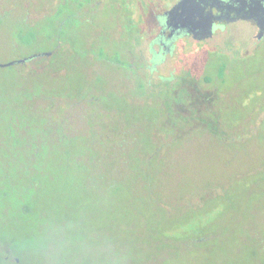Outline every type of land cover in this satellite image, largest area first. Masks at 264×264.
Masks as SVG:
<instances>
[{"label": "rangeland", "instance_id": "1", "mask_svg": "<svg viewBox=\"0 0 264 264\" xmlns=\"http://www.w3.org/2000/svg\"><path fill=\"white\" fill-rule=\"evenodd\" d=\"M101 13L109 14L108 8ZM108 14L100 17L105 30L116 24ZM241 27L229 41L222 34L208 44L189 43L187 58L197 60L213 77H219V67L224 65L223 77L227 78L221 86L216 78L209 83L193 77L186 85L192 93L174 99L177 115L185 119L182 123L192 119L191 124L201 132L183 135L188 150L177 152L165 163L166 168L144 174L137 166L146 162L134 156L121 163L114 159L113 164L122 165L120 171H102L105 164L94 162V172L87 177L74 174L68 182L55 168L31 176L36 188L29 194L40 191L38 206L47 217L40 224L37 219L45 228L40 232L33 219L12 228L22 264H264V38L252 36L251 26L248 31ZM3 29L0 64L25 56L9 47ZM125 42L121 38L113 41L121 46ZM229 42L236 46L229 49ZM44 46L36 43L29 50ZM66 57L73 62L79 56L70 53ZM82 59L83 69L75 66L53 82L47 81L46 88L39 84L49 77L46 71L26 78L19 71L22 65L0 66V155L57 153L61 147L55 145L52 131L45 132L43 127L51 119L54 94L81 93L86 87L83 75L88 61ZM112 82L103 78L100 84L110 88ZM132 94L142 100L135 87ZM154 105L137 101L134 114L128 113L129 121L133 116L132 136L147 137L158 129L160 118L152 116ZM64 107L58 104L56 109L62 112ZM210 114L217 124L206 131ZM156 135L152 143L165 139L163 132ZM150 147L147 142L149 154ZM79 153L88 156L86 148ZM22 169L11 164L2 169L0 163V182L5 179L7 192L1 206L22 201L10 188L12 178L27 173ZM166 193L175 197L166 199ZM163 238L166 244H154Z\"/></svg>", "mask_w": 264, "mask_h": 264}, {"label": "flooded vegetation", "instance_id": "2", "mask_svg": "<svg viewBox=\"0 0 264 264\" xmlns=\"http://www.w3.org/2000/svg\"><path fill=\"white\" fill-rule=\"evenodd\" d=\"M180 1L0 0V28H4L6 41L14 53L25 52V56L16 57L0 66L22 65L24 68H19V71L26 78L33 73L46 71L49 77H44V81L40 80L42 84L39 83L42 88H46L47 81L53 82L75 66L83 69L82 57L88 61L85 63L87 74L83 75L88 81L86 87L81 93L68 90L65 94H54L51 119L43 127L44 130L52 131L55 145H59L66 153L4 154L0 155L2 169L10 164L14 168L21 166L24 167L23 171L27 169L37 177L43 169L55 168L59 170L64 182H68L74 174L90 175V162L105 164L100 168L102 171H120L122 165L116 163L137 156L146 162L145 166L141 162L137 169L147 174L149 171L163 170L167 166L165 163L177 152L188 150L184 148V124L178 122L179 125L174 123L171 127L169 122L165 123V139L160 140L161 143H152L156 137L132 136L129 130L133 116L129 121L128 113L134 114L137 101L153 103L155 99L168 98L170 95L192 93L187 89V83L190 84L193 77L209 76L201 69V64L192 57H186L190 49L189 43L208 44L222 34H226L229 41L241 26L247 31L251 26L252 36L260 40L264 38V34L258 38L260 27L257 21L248 18L249 14L264 16V0H190L186 11L196 12L198 16L212 17L213 20L212 36L202 40L195 38L194 33L181 36L182 28L169 24L167 14ZM105 8H108L109 14L101 13ZM104 14L115 18L114 28L105 30L101 25L100 17ZM115 38L127 42L121 46L123 43H113ZM239 39L244 38L240 36ZM36 43L45 46L30 51ZM117 44L120 48H117ZM235 46L228 43L229 49ZM70 53L79 57L71 62L66 57ZM10 62L12 63L7 64ZM191 62L195 67H192ZM106 70L111 77L107 76ZM114 71L116 74L113 76ZM103 78L111 79V82L113 78L112 84H108L112 87L100 84ZM120 80L123 81L122 86ZM134 87L141 94L142 100L136 99L137 95L132 94ZM129 88H132V93ZM58 104L65 106L62 112L56 109ZM53 116L59 121L54 120ZM3 128L9 135L7 128ZM5 139L8 141L3 136V140ZM144 140H147L146 143ZM147 142L151 146L150 154L145 149ZM97 145L98 151L95 149ZM78 146L83 148L79 150ZM84 148L88 156L94 158L92 161L85 154L79 153L84 152ZM71 155L74 161L71 160ZM153 156L156 157L153 159ZM114 159L116 163L113 164ZM155 162L157 163L154 164ZM31 167L35 172H31ZM25 178L28 180L23 182ZM18 181L22 186L30 182L29 188L33 185V178L27 173ZM1 186H4V180ZM18 186H15V190L19 191ZM7 208L3 205V209ZM40 212L41 217L45 215L42 208ZM39 226L40 231L45 229L42 225ZM3 239L4 236L0 234V264H22L23 257L19 255V251L8 248Z\"/></svg>", "mask_w": 264, "mask_h": 264}, {"label": "trees", "instance_id": "3", "mask_svg": "<svg viewBox=\"0 0 264 264\" xmlns=\"http://www.w3.org/2000/svg\"><path fill=\"white\" fill-rule=\"evenodd\" d=\"M193 59V58H192ZM196 62H198L196 60ZM192 64V67H195L194 63L191 62ZM205 65V64H204ZM225 66H221L219 67V76L220 77H200V78H203L205 81L209 82V83H212L215 78L217 79V82L221 83L220 85L222 86L223 84H225V80L227 77H223L224 73H225ZM206 71V70H205ZM204 74V73H203ZM208 75V72L206 73ZM205 74V75H206ZM192 78V77H190ZM188 89V88H187ZM221 90V92L223 91V89L219 88ZM190 95V94H189ZM179 96L181 97L182 95L179 94V95H170V97H168L169 99H155V105H154V109H155V112L152 113V116H156L158 118H160L157 122H158V129H155L154 131L149 132L147 133V137H143V138H151V137H157V133H162V132H165V128H166V125L165 123L169 122V126L172 127V125L174 123H178L180 122V124H184V132H185V135L186 136H189L190 133H199L201 132V128L200 127H197L195 125H192L191 124V120L192 119H189L187 118L186 119V122L185 123H182L183 121H181V119L185 120L184 118L181 117V115H177L179 112L178 108H176L173 103H175L174 101L175 100H178ZM175 99V100H174ZM179 105V104H178ZM148 116V115H146ZM213 114H210V118H211V121H206L207 122V125L206 127L204 128V130L208 131V129H211L212 125L215 126V124H217V122L215 121V118H213ZM218 121V120H217ZM179 125V123H178ZM211 125V126H210ZM50 129H46V131H48ZM223 130L225 131V129L223 128ZM150 135V136H149ZM137 137H140L139 135H137ZM216 137V136H215ZM142 138V137H140ZM215 140H217V138H215ZM95 149L98 151L99 149V146H95ZM52 150V149H51ZM49 150V151H51ZM57 150V149H56ZM53 153V151L51 152V154ZM61 153H66L65 150H61L58 149L57 150V153L55 154H61ZM19 154V153H18ZM16 154V155H18ZM94 164V162H90V172H94V169H95V165H92ZM4 174V172H3ZM27 175L29 177L33 176V173L30 174L28 171H27ZM19 177V176H18ZM12 178L11 179V185H10V188H14L15 189V186L19 185V181L18 179L20 178ZM22 177V176H21ZM25 180H28L27 178L23 179V182ZM117 181V180H115ZM3 183V181L0 182V234H2L5 238V241H9V244H8V248L10 249H16V250H19V242H18V237H17V234L16 233H12L13 229L12 228H16L17 224L20 223V221H23V224H28V220H31L33 219V222L36 224V232H40V226L38 225L39 223V220L42 219H45L47 217V213L45 212V215L41 217V212H40V207L38 206V200H39V196H38V193H31V189H34V184L31 186V188H29V184L27 185H19V191L18 190H15L13 195H16L18 194L17 198L19 197L22 201L20 202V204H16L13 203V204H10L9 206H7V210L3 209V206H1V204L3 203V197H4V194H6V190H5V179H4V186H1V184ZM14 186V187H13ZM27 186V188H26ZM21 189H24L25 191H21ZM35 191V190H34ZM24 194V196H23ZM174 194H171V193H166V199H169V198H174ZM223 201V199H220ZM6 206V205H4ZM37 219H38V223H37ZM40 224V223H39ZM11 229V230H10ZM5 230V231H4ZM35 233V232H34ZM163 242L160 243V242H154L155 245H161L163 246V244H166V239L163 238ZM159 247V246H158Z\"/></svg>", "mask_w": 264, "mask_h": 264}, {"label": "water", "instance_id": "4", "mask_svg": "<svg viewBox=\"0 0 264 264\" xmlns=\"http://www.w3.org/2000/svg\"><path fill=\"white\" fill-rule=\"evenodd\" d=\"M189 1L190 0H181L168 12L167 17L169 18V24H173L175 28H182L181 36L187 33H194L195 38L199 40L212 36V17L198 16L196 12L186 11ZM248 18H254L257 21L260 27L258 38H261L264 34V16L249 14ZM11 63L12 62L7 64Z\"/></svg>", "mask_w": 264, "mask_h": 264}]
</instances>
